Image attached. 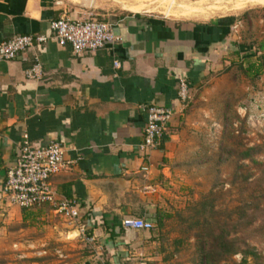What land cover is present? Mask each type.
Segmentation results:
<instances>
[{
	"label": "crops",
	"instance_id": "0c3cea01",
	"mask_svg": "<svg viewBox=\"0 0 264 264\" xmlns=\"http://www.w3.org/2000/svg\"><path fill=\"white\" fill-rule=\"evenodd\" d=\"M140 3L149 1L0 0V43L15 36L51 35V22L64 14L72 20L92 14L111 24L122 39L81 56L71 45L50 41L0 62V214L8 202L7 171L25 136L33 148L61 143L65 159L75 164L54 175L51 184L60 197L81 204L82 220L95 238L93 245L85 244L77 230L53 214L61 219L54 224L58 235L80 244L81 251L66 257V264L158 260L151 252L152 232L126 230L123 222L144 219L155 227L159 216H171L167 186L185 108L179 85L182 80L200 82L226 48L222 41L229 18L134 11ZM36 57L42 77L29 80L26 71ZM150 105L172 108L175 117L164 147L146 154L139 145Z\"/></svg>",
	"mask_w": 264,
	"mask_h": 264
},
{
	"label": "rangeland",
	"instance_id": "374dc122",
	"mask_svg": "<svg viewBox=\"0 0 264 264\" xmlns=\"http://www.w3.org/2000/svg\"><path fill=\"white\" fill-rule=\"evenodd\" d=\"M137 1H149L137 6L152 4L150 11L173 17L230 19L222 41L226 48L219 50L213 70L189 86L167 186L172 218L151 234V252L158 258L153 264H264V5ZM207 201L219 221L212 228L215 238L224 231V240L238 249L235 256H220L215 249L208 261L202 258L209 246L197 239L205 240L207 233L190 225L207 218L197 213ZM57 218L48 209L23 214L6 202L0 214V264H66V257L75 258L80 244L58 235Z\"/></svg>",
	"mask_w": 264,
	"mask_h": 264
},
{
	"label": "built area",
	"instance_id": "2783aa9c",
	"mask_svg": "<svg viewBox=\"0 0 264 264\" xmlns=\"http://www.w3.org/2000/svg\"><path fill=\"white\" fill-rule=\"evenodd\" d=\"M51 35L34 34L15 36L0 43V62L16 60L27 50L56 41L61 46L71 45L73 53L81 56L86 52H96L108 44L120 43L118 36L108 22L101 21L92 14L84 20H72L66 14L50 24ZM115 67L120 64L115 62ZM29 80L42 77L38 57L33 67L26 71ZM179 96L184 104L189 99V86L185 80L179 85ZM146 126L139 150L149 154L159 150L175 117V111L169 107L150 105L145 107ZM75 161L65 159V149L58 141L45 146L31 147L28 137L20 148L15 164L7 171L4 193L8 203L26 211L48 209L62 218L71 228L78 231V238L87 245H93L95 238L82 220L81 204L75 199L60 197L51 184V178L60 171L69 168ZM147 167L143 171L147 172ZM126 230L151 231L154 224L144 219H127L123 222Z\"/></svg>",
	"mask_w": 264,
	"mask_h": 264
},
{
	"label": "trees",
	"instance_id": "16d2710c",
	"mask_svg": "<svg viewBox=\"0 0 264 264\" xmlns=\"http://www.w3.org/2000/svg\"><path fill=\"white\" fill-rule=\"evenodd\" d=\"M252 67H254V66H252ZM257 73H259V72L257 71ZM188 86H190V88H192L193 85L188 83ZM167 137H168V132L164 136V139H163L161 147H160L161 149L164 147V142L166 141ZM23 212H26V210H23ZM197 213L199 215H202L204 213L208 214L207 218H209V220H210V221H208L206 218L204 221L201 222L198 219L195 222L193 221L194 223L192 225H190V227H192L194 229L199 228V227L200 228L204 227V229L201 230V235H202V233L203 234L205 232L207 233L205 240L203 238L200 239V235L198 236V239H197V241H199L200 244L206 243L209 246L208 249H206V250L203 249L201 251L202 258H205L208 261L210 258V252L215 250V249H218L221 252V253L219 252L220 256H223V255H225L227 257L228 256H235L238 253V249H236L235 246L230 245L228 241L224 240V233H225L224 231L221 232L220 237L215 238V236H214L212 228H214L215 224L216 225L219 224V221H216L217 214L214 212V207L211 205V203L208 201L201 203L200 208L198 209ZM171 218H172L171 216H159L157 218L155 226H157L158 228H162V227H164L165 222ZM193 219H194L193 217L188 218L186 220V222H190ZM154 229H155V227L151 230V232H154ZM211 239H213V241H215V242L220 241L221 244L218 247H214L210 243ZM200 249H201V247H200ZM247 254L254 256L253 253H246V255ZM243 263H244V261L242 262V264Z\"/></svg>",
	"mask_w": 264,
	"mask_h": 264
},
{
	"label": "bare ground",
	"instance_id": "6f19581e",
	"mask_svg": "<svg viewBox=\"0 0 264 264\" xmlns=\"http://www.w3.org/2000/svg\"><path fill=\"white\" fill-rule=\"evenodd\" d=\"M162 4H165L166 2H169V0H162ZM171 2V1H170ZM174 4V2H171ZM242 5L243 4H247V3H251V4H260V5H264V0H241ZM152 5V4H151ZM151 5H144V6H134L132 9L134 11H140L142 9L145 8H149ZM190 11V10H189ZM188 11V12H189Z\"/></svg>",
	"mask_w": 264,
	"mask_h": 264
}]
</instances>
